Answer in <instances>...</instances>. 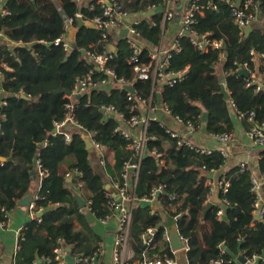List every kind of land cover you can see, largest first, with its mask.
I'll use <instances>...</instances> for the list:
<instances>
[{
  "label": "trees",
  "instance_id": "obj_1",
  "mask_svg": "<svg viewBox=\"0 0 264 264\" xmlns=\"http://www.w3.org/2000/svg\"><path fill=\"white\" fill-rule=\"evenodd\" d=\"M2 1L8 13L0 9V32L17 44L0 45V70L5 73L0 86L6 91L8 102L0 110L3 114L0 155L6 158L0 160V220H5L3 208L10 213L30 192L32 171L36 170L33 161L38 154L50 175L43 179L35 199L36 212L42 215L23 228L16 264H33L53 256L60 238L72 248V255L92 256L100 248L101 239L89 223L86 210H81L76 196L80 191L77 178H67L66 173L81 171L79 180L83 183L84 197L92 200L96 217L106 216L109 213L107 180H118L125 163L138 160L126 138L116 131L120 120L104 111L103 106L113 104L130 116L132 101L123 87L93 89L75 99L74 114L82 128L65 126L70 140L65 133L55 134V122L62 120L67 112L69 99L65 90H73L77 78L86 76L94 67L82 50L100 53L107 42L94 26H83L69 51L54 42L63 34L66 16L77 17L81 13L90 20L102 13L101 3L94 1L89 6H81L76 0ZM163 1L133 0L126 8L137 13L146 12L162 5ZM208 1L202 0V3ZM215 1L217 8L205 7L197 15L193 28L199 34L223 40L224 46L204 52L194 46L190 35L180 37L181 50H173L169 69L177 72L189 65L186 78L173 86L163 85L160 101L155 93V102L158 105L166 103L172 114L184 122L192 121L202 126L207 111L205 127L213 135L231 133L232 106L238 113L254 112L255 123L264 120V89L256 92V85L247 86L251 77L234 71L235 62L249 61L251 71L258 65L260 73L264 74V60L253 62L250 54L253 48L264 52V31L254 28L248 35H242L231 16L230 5L223 0ZM258 2L264 14V0ZM162 19V14L143 17L135 28L142 38L159 46L165 32ZM108 43L116 46L108 67L119 78L132 82L138 97L149 98L154 88L153 79L137 78L130 63L133 49L127 38L120 36L116 40L113 35ZM147 53L148 49H143L144 61L149 59ZM222 54L224 58L220 59ZM3 62L12 70L4 69ZM93 77L100 81L107 75L95 69ZM221 78L231 94L229 99L221 91ZM22 93L30 97H22ZM244 119L250 128L253 123L247 117ZM84 134L92 135L108 152L114 153V162L107 161L102 171L90 159L92 149L87 148ZM147 134V152L140 163L136 195L142 199L155 187L163 185L158 195L162 205L154 213L149 202L143 201L136 208L130 232L134 254L128 263L144 264L146 257L173 254L170 243L163 237L167 213L172 217L182 213L177 224L180 233L189 239V264L228 260L241 251L247 256L264 252V218L259 219L254 213L255 194L251 190L250 171L242 172L239 166L230 170L226 174L230 180L228 190L219 191L222 202L213 203L204 213L212 187L205 184L202 171L219 169L226 163V157L217 149L211 154H201L190 147L179 146L178 139L159 119L150 121ZM153 151L163 156L158 157ZM261 166L264 171V151ZM173 194L177 196L175 201L171 200ZM221 207L225 208L227 219L218 217ZM76 221L80 227L76 226ZM149 227L156 232L152 246L147 248L144 235Z\"/></svg>",
  "mask_w": 264,
  "mask_h": 264
},
{
  "label": "built area",
  "instance_id": "obj_2",
  "mask_svg": "<svg viewBox=\"0 0 264 264\" xmlns=\"http://www.w3.org/2000/svg\"><path fill=\"white\" fill-rule=\"evenodd\" d=\"M78 3L80 0H76ZM230 5L231 16L234 18V21L238 24L241 29V34H246L247 26H254L256 24H261L263 26L264 31V15L262 14L261 8L259 6V0H223ZM102 6V13L93 17L91 22L101 32V37L104 42H107L105 46V50L100 53L85 51V55L89 59L90 62L93 63L94 67L89 71V73L84 77H79L76 80L75 86L73 88L72 94L66 93V97L69 99L66 105V115L62 120L55 122V127L58 133H65L67 140L71 139V135L69 132L65 131V126L74 125L78 128H82L77 119L75 118L74 109H75V99L77 95H83L90 91L91 89L98 87L102 84H106L108 82H115L125 89L127 85L132 84V82L126 80L125 78H119L116 72L108 67V62L110 59L114 57V52L111 48L109 38L113 36L116 32H119L121 29L128 28L129 34L126 36L127 41L133 49V54L130 59V63L134 66V71L136 73L137 78L139 79H153L154 88L149 98L138 97L136 93L131 92L127 89L128 98L132 101L130 111L131 115L126 116V114L113 105H104L103 109L115 116L120 120V124L117 126L116 131L119 132L122 136L126 138L128 141V146L130 149L134 151L135 157H137L136 162L128 161L124 165V169L122 171L121 177L118 180H114L111 183V188H107V204L109 207V213L106 216L98 217L99 221L105 225L110 224L111 221L117 220V227L115 231V249H114V258L115 264H129L128 261L133 257V249L131 246L130 240V232L131 225L133 221V215L141 202H149L151 204L152 212L154 213L158 208H161L162 202L158 199L159 193L163 190L164 186L161 185L159 187H155L149 196H145L140 199L136 195V187L139 179V171L141 166V160L143 156L147 152V139H148V126L151 120L157 119L154 115V112L162 108L166 113L173 115L171 109L168 107L166 103L157 104L155 102V93L156 89L159 85L167 84L170 86L175 85L178 82L183 81L186 78L187 72L190 69V66H186L185 69L181 71H172L169 69L172 52L173 50H181V46L179 43V38L184 35H190L191 41L195 47L198 49L207 52L210 49H220L224 46L223 40L212 39L209 34H199L196 29L193 28V25L197 22V15L202 13L205 7L217 8V3L215 0H209L207 4H203L202 0H190L188 2V6L181 17V28L176 36L174 44L171 47H164L163 45H159L155 48H147L148 49V61H144L142 59L143 48L141 44H139L135 37L140 36V33L135 28V25L140 22V20H136L132 23L126 22V19L130 15V11L124 6L121 0H100L99 1ZM174 0H164L162 6L164 7L162 26L165 29L168 22L175 18L174 13ZM158 6L151 7L150 9L156 8ZM0 9H2L4 14H7L8 11L3 9V1L0 0ZM79 16H83L81 13L77 14V17L74 16H66L64 20L63 34L55 40L56 45L62 44L65 50L69 51L73 48V44L69 39L70 31L73 27L77 25V20ZM3 35L0 32V37ZM251 61L253 62H262L264 60V52H258L254 48L250 51ZM224 55L222 54L220 59H223ZM236 68L234 71L237 73L241 69H247L250 71L251 79H248L247 86L256 85L255 91L258 92L264 89V81L257 79V77L251 76V70L249 68V61L245 62H235ZM98 70L104 72L107 77L103 78L100 81H95L93 74L94 71ZM2 72L0 71V75ZM133 85V84H132ZM8 104L6 97L0 100V110L3 106ZM1 112V111H0ZM174 116V115H173ZM239 116L242 118L247 117L250 122H252V126L248 129L247 134L253 140L254 144L262 147L264 146V120L260 123H255L254 112L241 113L239 112ZM178 121L182 122L187 126L189 132L191 134L197 132L200 128L199 125H196L192 121L184 122L182 118L179 116H174ZM140 127L141 131L138 135H134L131 133L130 128ZM168 131L171 135L178 139L179 146L190 147L196 152L201 154H211L214 149L206 148L195 144L191 139H189L186 135H182L180 132L168 128ZM88 138L92 141V149L99 155L100 163L104 167L107 163L106 151L107 148L99 143L92 135H88ZM215 138L219 142H229L234 141L235 137L232 133H222L215 135ZM221 152L225 157H228L229 152L225 149H222ZM158 157L163 156V153L153 151ZM164 163V161H161ZM242 172H245L250 169L247 161H241L238 165ZM36 172L40 180V184L45 177L50 175V171L43 167L40 159H38V164L36 166ZM82 176L80 170L76 169L74 171H69L66 173V177L73 179L74 177L78 180V185L80 189L83 187V183L79 180ZM264 178V174H263ZM252 187L251 190L255 194V202H254V213L257 218H264V202L262 200L261 189H262V180L260 177L253 175L251 176ZM41 186V185H40ZM220 190L226 192L229 188V181L227 178L223 177L220 180L219 184ZM213 192V188L209 194L208 201H211V195ZM36 199V198H35ZM171 200H177V196L173 194L171 196ZM227 202V200H223ZM179 205V203L177 202ZM175 206V204H174ZM30 209L32 213L39 217V213L36 212L35 201H32L30 204ZM83 211H89L92 214V200L87 199V203L84 207H81ZM2 212H4L5 220H0L1 226H6L9 219V212L3 208ZM218 217H223L225 215V208H219ZM182 215V213H178V215L174 216L176 221ZM156 229L153 227H149L144 235V242L147 245V248L152 246L154 242ZM163 237L170 243L171 249L173 251L172 255H164L160 257H155L149 259L146 257L144 264H180L178 252L180 250H184L187 252L189 247V239L181 234V238L185 243L184 248L180 250H175L171 245V236L169 232V228L166 226L163 232ZM59 244L56 246L54 250L53 256H47L43 260L36 261L33 264H65L69 259L68 256L71 255L74 258V264H96L99 256L103 253L102 246L94 253L92 256H86L83 253H76L72 255L68 252L67 245L65 241L60 238L58 240ZM19 247V245H18ZM20 248V247H19ZM240 256H244L246 262H243L240 259ZM264 261V252L254 253L251 256H247L245 251H241L235 258H230L228 260L218 259L213 260L211 264H259V262ZM132 264H141L138 262Z\"/></svg>",
  "mask_w": 264,
  "mask_h": 264
},
{
  "label": "crops",
  "instance_id": "obj_3",
  "mask_svg": "<svg viewBox=\"0 0 264 264\" xmlns=\"http://www.w3.org/2000/svg\"><path fill=\"white\" fill-rule=\"evenodd\" d=\"M94 1L99 2L100 0H80L79 5L89 6ZM121 1L124 4V6L128 8V4L133 0H121ZM189 1L190 0H174L173 7H174L175 18L169 21L165 28L164 36L161 42V45H163L164 47L168 48L174 44L179 29L181 28V17L184 14ZM144 13L145 12L137 13L130 11V15L126 19V22L132 23L136 20H141L144 17L143 16ZM161 14L163 15V13ZM173 24L175 26L172 29ZM254 28H260L263 30V26L261 24L254 25L253 29ZM121 31L122 29L114 34L116 40L118 39V37L121 36ZM246 35L248 34L246 33ZM69 39L73 44L74 42L70 37V34H69ZM135 39L139 44H141L143 48L157 47V46H153L150 42H148L146 39L142 38L141 36H137L135 37ZM15 44L17 43L10 40V38L5 33H3V35L0 37V45L12 46ZM2 67L6 70H12V68L6 62L2 63ZM1 72L2 74L0 75V85L2 84V81L5 78L4 71L2 70ZM251 76L255 78L257 77V79L264 81V74L260 73L258 65H256L255 69L251 71ZM115 87H120V85L111 81L106 84H102L98 87H95L93 89L98 88V89L111 90ZM162 87L163 84L159 85L156 89V95L158 97V101H160L159 98L161 95ZM93 89H91L88 92H91ZM23 94L25 93H22V95ZM6 96H7L6 91L0 86V100ZM26 96L30 97L28 95ZM154 115L168 128L176 130L184 136L186 135L195 144H198L206 148L210 147L213 148L214 150L217 149L221 151L222 149H225L229 152L228 157H226V163L222 167L215 170L202 171V175L205 177V184L213 188V192L211 195V202L213 203L222 202V200H220L219 198L220 180L223 177L227 178L226 174L233 168L238 167L241 161L248 162L251 176L256 175L261 178L262 180L261 195H262V200L264 202V178H263L264 171L261 166V159L264 151V146L259 147L254 144L253 140L247 134V131L249 129L248 122H245V119L239 116V113L234 106L231 107V117H232L231 119L233 121V128L231 133L234 135L235 140L229 142H219L215 138V135L209 134L205 127V121L204 124L200 126L197 132L191 134L186 125L178 121L173 115L166 113L162 108L157 109L154 112ZM2 118H3V114L0 112V122ZM130 130L132 134L138 135L141 131V128L140 127L130 128ZM84 135L85 137H88V135L86 134ZM106 156H107V161H110L112 163L114 162V153L112 151L110 152L106 151ZM90 159L92 160L94 166L99 171H102V169H104V166L101 165L100 163L99 155L93 149L90 155ZM227 180L229 181V185H230V180L228 178ZM111 183L112 182L108 179L106 183V188H111ZM40 185H41L40 180L36 172L35 176L33 177V182L30 190V192H33L32 201H35V198L38 197ZM77 194L82 195L83 198L86 199V197H84L82 193V189H80V191H77ZM86 213L89 223L91 224L93 230L96 232L98 236H100L101 239L100 244L103 249V253L99 256L96 264H115L114 249H115V231L117 227V220L115 219L111 221L110 224L105 225L102 222H100L98 217H96L91 212L86 211ZM35 217L36 216L32 213L30 206H20L18 204V206L9 213V219L7 225L6 226L0 225V264H16V254L20 247V238L22 235V230ZM171 217L172 216L167 213L164 224L168 228L171 221ZM76 226L78 227L81 226L78 221H76ZM66 249L68 250V252H70L68 246ZM178 256H179L178 259L180 264H189L187 252H185L184 250H180L178 252ZM65 264H74V260L68 259Z\"/></svg>",
  "mask_w": 264,
  "mask_h": 264
},
{
  "label": "water",
  "instance_id": "obj_4",
  "mask_svg": "<svg viewBox=\"0 0 264 264\" xmlns=\"http://www.w3.org/2000/svg\"><path fill=\"white\" fill-rule=\"evenodd\" d=\"M163 12H164V7L162 5H159L156 8L149 9L148 11H146L143 14V16L144 17H151V16H154V15H157V14H161ZM83 26H94V24L91 22V20L85 19L83 16H79L77 25L75 27H73L71 29V31H70V37L72 38L73 42L76 41L77 34H78V32L80 31V29ZM174 26L175 25L173 24L172 25V29L174 28ZM252 29H253L252 26H247L246 27V33L249 34L252 31ZM128 34H129V29L128 28L122 29V31H121V36L122 37H126V36H128ZM111 48L113 50H116V46L115 45H112ZM82 51H83V53H85L84 50H82ZM225 56H226V54H225ZM238 73L243 75V76H245V77H249L250 76V71L247 70V69H241ZM221 86H222L221 91L225 95V97L228 98V99L231 98V94H230L229 90L227 89L223 78H221ZM126 88L129 89L131 92L135 93V88H134V86L132 84L127 85ZM56 91L57 92H61L62 90L61 89H57ZM65 92L68 93V94H72L71 90H65ZM22 96L23 97H27L26 94H23ZM81 96L82 95H77V98H80ZM203 119H204V121H206L208 119V112L207 111L204 112ZM56 131H57V128L55 127L54 128V132H56ZM86 142H87V148L88 149H92V141L90 140V138L86 137ZM38 159H39V156H38V154H36L35 157H34V161H33L35 166H37V164H38ZM0 160L1 161H5L6 158L4 156L0 155ZM35 173H36V170H33L32 171L33 177L35 176ZM76 196L78 198L80 206L84 207L86 205V203H87V199L83 198V196L80 195V194H76ZM32 199H33V192H29L26 196H24L22 199H20L18 201V204L20 206H30V204L32 202ZM212 205H213V202L209 201L207 206H206V209H205L204 213H206L207 210ZM39 215H42V212H40ZM223 217L225 219H227V215H224ZM169 232H170V236H171L172 248L175 249V250H180V249L184 248L185 243H184V241L181 238V233L179 231L177 221H176V219L174 217H171V221H170V224H169ZM69 250L71 251L72 248L69 247ZM68 258L71 259V260H74V258L72 256H70V255L68 256ZM240 259L243 262H246V259L244 258V256H240Z\"/></svg>",
  "mask_w": 264,
  "mask_h": 264
}]
</instances>
